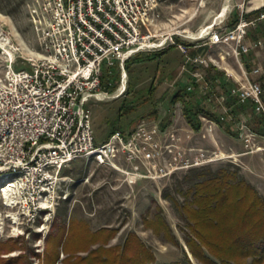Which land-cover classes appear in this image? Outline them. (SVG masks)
Returning <instances> with one entry per match:
<instances>
[{
  "label": "built area",
  "instance_id": "obj_1",
  "mask_svg": "<svg viewBox=\"0 0 264 264\" xmlns=\"http://www.w3.org/2000/svg\"><path fill=\"white\" fill-rule=\"evenodd\" d=\"M26 10L36 47L17 42L0 16V53L5 56L0 72V197L15 215L9 216L12 222L25 225L43 210H53L66 178L61 171L76 160L113 169L128 184H136L232 157L219 148L185 144V135L157 121L142 120L98 142L87 105L107 95L102 87L105 75L110 80L117 70L122 80L126 62L144 51L176 47L185 58L183 70L187 65L193 68L190 77L199 83L195 69L208 68L212 62L189 55L190 49L230 45L239 59L263 46L261 40H249V31L264 14L247 19L241 12L235 26L209 28L204 30L207 39L204 33L196 39L188 35L191 43H184L167 29L160 0H28ZM228 95L240 103L253 102L264 117L259 82L246 76ZM198 119L200 127H190L189 133L215 143L219 124L201 115ZM228 119L248 144L253 134L245 117ZM185 137L191 140L190 135Z\"/></svg>",
  "mask_w": 264,
  "mask_h": 264
},
{
  "label": "rangeland",
  "instance_id": "obj_2",
  "mask_svg": "<svg viewBox=\"0 0 264 264\" xmlns=\"http://www.w3.org/2000/svg\"><path fill=\"white\" fill-rule=\"evenodd\" d=\"M27 1L0 0V16L5 28L14 33L17 42L36 47L37 38L27 14ZM160 1L168 7L164 9L167 29L177 33V40L184 43H191L186 36L191 34L196 39L200 34L203 36L204 30L219 29L228 24L227 18L230 23L241 12L247 13L250 7L247 1L239 0ZM224 5L225 13L222 15ZM205 36L204 33L203 38L207 39ZM249 36L263 42L262 47H253L245 57L250 70L244 67L242 57L235 58L233 46L206 45L202 46L203 51L198 52L190 49L189 55L192 56L193 50L194 56L199 55L212 62L208 68L195 69L200 79L199 89L204 90L205 85H208L211 91V99L201 102L207 112L220 116H227L228 113L223 107L225 100L218 96L220 86L205 83L201 77L205 79L207 76L219 77L223 74V78L234 84L244 81L247 76L260 85L264 83L263 33L259 35L251 29ZM158 52L144 51L129 59L122 80V73L117 70L113 71L110 80L104 78L102 87L107 95L100 96L101 99H91L87 105L96 140H105L113 127L128 131L142 120L160 122L172 130H178L181 135H190L191 140L188 141L184 136L185 144L205 149L219 148L232 156L212 163L213 169L232 163L238 174L264 198V137L257 134L261 133L258 130L264 129L261 113L248 110V114L244 115L253 134L248 144L243 138L235 136L234 130L222 132L221 129L218 137L214 132L215 143L210 139H201L196 133L190 134L191 129L183 117V107L185 103L193 105L195 96L186 94L184 101L174 100L173 97L178 90L189 85L193 68L187 65L186 70H183L185 58L176 47L169 48L161 56ZM4 66L5 56L0 53V72ZM257 68L259 70L254 73L253 70ZM151 87L152 91L149 92ZM226 119L233 128V121L228 117ZM184 173L178 172L161 180H140L136 184H128L113 169L92 161L76 160L61 171V175L66 178L58 190L60 197L54 209L43 210L33 222L25 225L11 221L9 216L15 215L3 205L0 197V264H64L66 254L62 251V245L67 227L73 220L85 223L93 232L108 230L104 235L109 237L103 245L107 249L122 246L128 234L134 233L152 254V264H202L192 257L185 246L182 232L186 231L184 221L170 199L163 196L168 193L179 203L184 201L183 192L187 186H182V192L176 191ZM158 216L166 220L180 247L167 242L162 232L156 233L158 228L152 226V220ZM62 227L65 232L60 230ZM99 244L90 249L97 248ZM56 250L57 258H50L49 254L53 256ZM87 253L81 251L75 255L85 256Z\"/></svg>",
  "mask_w": 264,
  "mask_h": 264
},
{
  "label": "trees",
  "instance_id": "obj_3",
  "mask_svg": "<svg viewBox=\"0 0 264 264\" xmlns=\"http://www.w3.org/2000/svg\"><path fill=\"white\" fill-rule=\"evenodd\" d=\"M260 14H264V7L246 14L245 17L247 19L258 18ZM263 20L258 22L255 29L256 34L263 33L264 38V23H261ZM237 21L238 16L227 25L233 27ZM254 40L256 41L257 38ZM167 50L159 51L157 54L161 56ZM242 59L244 67L250 70L246 58L242 57ZM104 78L109 79L105 75L102 83ZM222 78L223 74L219 77L207 76L204 82L211 85L216 83L220 86L218 96L225 95L224 104L229 107L227 116L209 113L201 106L202 100L212 97L208 85L205 90H200L199 83L191 81L188 83L191 85L190 90H187L189 86L187 85L174 95V100L182 101L186 94L195 96L193 105L185 103L183 107V117L192 129L197 130L200 127L198 116L201 115L214 120L220 126H225L226 131L229 132L231 123L226 121V117L238 120L241 117H246L244 115L248 114V110H251L252 113L256 110L253 102L240 103L235 97H230L229 89L233 84L227 80L222 81ZM152 88L149 89V92L152 91ZM261 88L264 91V83ZM261 122H264V117ZM115 130L119 129L113 127L110 133ZM258 131H261V133L257 132L258 136L264 137V129ZM183 185L187 188L183 192L185 199L181 203L168 193H164L163 196L170 199L173 207L176 208L180 218L184 221L186 231L182 230L183 242L194 259L202 264H264V198L238 174L237 168L233 167L232 163L221 165L217 169H213L211 164L190 169L184 173L182 181L176 186V191L182 192ZM152 226L158 228L156 233H163L167 242L176 247L181 246L163 217L158 216L154 221L152 220ZM63 229L65 230L63 227L60 230L63 232ZM106 232H108L106 229L93 232L85 223L73 220L67 227L62 245V251L66 254L63 263H153L154 258L149 249L134 233L128 234L122 246L107 249L103 246L109 237L104 235ZM97 243H100V246L90 249ZM81 251H88V253L85 256L75 255ZM57 254L56 250L55 254L53 253V256L49 254V257L57 258Z\"/></svg>",
  "mask_w": 264,
  "mask_h": 264
},
{
  "label": "crops",
  "instance_id": "obj_4",
  "mask_svg": "<svg viewBox=\"0 0 264 264\" xmlns=\"http://www.w3.org/2000/svg\"><path fill=\"white\" fill-rule=\"evenodd\" d=\"M239 1H247V4H249V11H247V13L246 14H249V13H251V12H253V11H255V10H258V9H261V8H263L264 7V0H239ZM224 7H226V5H224L223 6V8ZM166 8H168L167 6H164V9L166 10ZM164 10V13L166 12ZM229 19L227 18L226 19V22L227 23H229V21H228ZM261 23H264V20L261 22ZM254 30V32L256 33V29H253ZM249 40L250 41H252V42H257L259 39H257L256 41L255 40H253V39H251V37L249 36ZM169 48H171V47H169ZM169 48H167V49H169ZM202 47H200V49L199 48H197V49H195L197 52L198 51H200V50H204V47L201 49ZM192 49H194V48H192ZM165 50V49H164ZM160 51H162V50H160ZM192 51V56H194V51L193 50H191ZM250 53V52H249ZM249 53L248 54H246V55H244L243 57L245 58L246 56H248L249 55ZM190 54V53H189ZM190 78V80H189V83L191 82V81H193L192 79H191V77H189ZM225 80H227L228 82H230L229 81V79H226L225 77L224 78H222V81H224L225 82ZM220 81V80H219ZM188 83V82H187ZM218 93H220V89H219V91H218ZM227 93V92H226ZM222 95H224V94H222ZM225 96V95H224ZM223 107H224V109H225V111L227 110L228 111V109H229V107L228 106H225V104L223 105ZM231 127V126H230ZM221 129H222V132H224L225 130H226V127L225 126H217L216 127V129H215V134H216V136L218 137L219 135H218V133L219 132H221ZM231 130H234V127L232 128L231 127ZM226 132V131H225ZM234 132V134H235V136L237 135V133L235 132V130L233 131Z\"/></svg>",
  "mask_w": 264,
  "mask_h": 264
},
{
  "label": "bare ground",
  "instance_id": "obj_5",
  "mask_svg": "<svg viewBox=\"0 0 264 264\" xmlns=\"http://www.w3.org/2000/svg\"><path fill=\"white\" fill-rule=\"evenodd\" d=\"M225 13V7H224V9H223V11H222V15ZM200 34V33H199ZM191 35V34H190ZM198 35V34H197ZM200 36H201V34H200ZM206 37V36H205ZM258 150H261L260 148H258Z\"/></svg>",
  "mask_w": 264,
  "mask_h": 264
}]
</instances>
